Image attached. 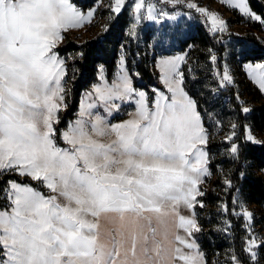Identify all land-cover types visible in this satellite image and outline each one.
Segmentation results:
<instances>
[{
	"label": "snow or ice",
	"instance_id": "snow-or-ice-1",
	"mask_svg": "<svg viewBox=\"0 0 264 264\" xmlns=\"http://www.w3.org/2000/svg\"><path fill=\"white\" fill-rule=\"evenodd\" d=\"M221 2L264 24L250 0ZM129 9L130 36L141 20L175 21L188 10L212 33L227 28L192 0L108 5L117 17ZM93 14L74 0H0V264H264V229L237 187L248 145L264 140L253 134L252 108L224 109L220 97L234 83L227 66L214 89L195 92L189 53L162 54L157 84L141 88L121 56L115 78L101 71L76 118L65 120L71 89L58 45ZM208 59L217 64L211 48ZM246 67L264 93V63ZM126 106L127 119L113 122ZM217 174L213 231L232 243L209 254L201 213Z\"/></svg>",
	"mask_w": 264,
	"mask_h": 264
},
{
	"label": "trees",
	"instance_id": "trees-1",
	"mask_svg": "<svg viewBox=\"0 0 264 264\" xmlns=\"http://www.w3.org/2000/svg\"><path fill=\"white\" fill-rule=\"evenodd\" d=\"M97 0H74L78 6L82 7L83 11H86L95 6ZM250 6L257 14H264V0H250ZM99 13L98 16H105L106 13ZM107 12V10H106ZM130 25V16L127 11L123 14L112 15L101 32L94 35L92 38L77 42L73 39L70 33L64 34L63 41L58 45L60 56L66 60V66L68 68V76L66 77L69 88L71 89L70 95L72 101L69 110L70 113L74 111L75 102L81 91L89 85L95 78L96 65L104 64L112 75L116 60L118 58V49L120 45L125 42V33ZM203 35L200 37H192L191 44L196 46L195 50L189 52V64L188 67L192 69L189 77L192 83L189 87L199 92L202 88L214 89L216 87L213 77L218 80V75H215L212 65H210L208 55H197L198 51H205V44L212 49L213 54L218 58L217 64L214 65V70H219L222 65V45L217 39V35L210 31V26L203 23L202 27ZM190 40L183 42V46H187ZM182 48V46H181ZM183 49V48H182ZM206 57H203L205 56ZM202 56V60L200 57ZM264 56H256V60H261ZM191 59H197L195 63H192ZM202 61L204 63H202ZM128 66L136 70L140 75L134 81L137 87L146 88L154 84H157L155 71L149 67L147 61H141L133 68L130 58L128 59ZM210 65V67H209ZM75 70V71H73ZM200 81V83H196ZM231 91L223 90V95L220 97L224 109L228 112L234 110L235 105L239 102V99H234V94L237 93L233 86H229ZM254 98L257 106H252L254 110L250 116V122L254 125L253 132H264V97L261 93L253 89ZM74 101V102H73ZM242 105V104H241ZM68 110V111H69ZM67 111V112H68ZM216 111H219L217 109ZM230 117H225L227 120ZM223 135V132L217 134V140ZM247 164L241 171H246V178L239 180L237 187L242 189V198L247 204L254 205L259 211V217H256V225L260 226V229H264V146L261 145H248L246 149ZM228 166H225L227 168ZM220 179L219 174L214 175L211 182L206 186L209 190L208 207L205 213H201V217L204 222V235L202 240L205 244V251L211 254L214 250L223 252L228 248V245L232 243L231 240L226 239L224 235L214 232L213 229L217 225V219L214 216L215 208V196L217 194L222 195L221 188L217 185L216 181ZM234 195H241L240 193H234ZM239 241L237 240V245ZM223 245V247H221ZM214 258L211 257L210 259Z\"/></svg>",
	"mask_w": 264,
	"mask_h": 264
},
{
	"label": "rangeland",
	"instance_id": "rangeland-1",
	"mask_svg": "<svg viewBox=\"0 0 264 264\" xmlns=\"http://www.w3.org/2000/svg\"><path fill=\"white\" fill-rule=\"evenodd\" d=\"M197 3L199 7H204L210 12L216 13L217 16L226 21L227 28L224 32L215 33L219 43L222 45V65L221 68L227 66L230 72L234 76L233 86L237 93H240L239 102L242 106L252 107L258 104L253 101L254 91L260 92L258 85L249 76V69L246 65H255L258 63H264V58L256 60V56H264V24L260 21H255L244 17L239 13L238 9H232L229 5L222 3L221 0H192ZM110 0H97L94 8H96L97 14L106 13L105 16H98V18L90 25L77 29L69 30L73 39L77 42L92 38L94 35L101 32L104 25L107 23L112 15L108 11V5ZM107 10V12H106ZM188 16H183L175 21H166L164 23H156L154 21L141 20L135 28V35L130 36L129 31L135 23L133 19V13L129 9L127 13L130 16V25L125 33V42H123L118 49V58L112 75L108 72L104 64L96 65L95 78L87 85L80 93L78 100L75 102L74 111L70 113V104L72 101L71 93L69 92L66 97L68 108L62 113L66 121H72L76 118L79 111V106L85 95L92 90L93 86L99 83V75L103 71L104 76L111 81L115 78L116 74L120 70V58L125 56L128 62L130 58L133 68L136 64L141 61H147L149 67L155 72L156 69L153 67L154 57L158 58L160 55H174L182 54L183 52L189 53L195 50L196 46L191 40L192 37H200L203 35L202 27L203 23L210 26V22H206L202 14L195 12L194 10H188ZM162 38V43H158ZM190 40L187 46H183V42ZM191 42V43H190ZM61 43V42H60ZM182 46V48H181ZM191 46V47H189ZM205 51H198L197 55L205 54L208 55V47L205 44ZM190 57V55H189ZM203 57H206L203 56ZM65 60L64 57L61 56ZM202 56L200 57V60ZM192 63L197 62V59H191ZM66 61V60H65ZM202 63H204L202 61ZM128 66V64L126 65ZM129 67V66H128ZM213 73L216 75L217 70ZM133 72L136 70L133 69ZM219 79V76H218ZM67 80V79H66ZM69 88V84H67ZM261 93V92H260ZM264 97V93H261ZM74 102V101H73ZM246 102V103H245ZM69 110V111H68ZM131 108L125 107L121 113L116 114V118L113 122L127 119L124 114L125 111H130ZM68 111V112H67ZM257 139L264 140V132L254 133ZM208 185V184H207ZM205 185V187L207 186ZM249 210L254 211L255 216L259 217V211L254 205L247 204ZM256 230L260 231V226L256 225Z\"/></svg>",
	"mask_w": 264,
	"mask_h": 264
},
{
	"label": "crops",
	"instance_id": "crops-1",
	"mask_svg": "<svg viewBox=\"0 0 264 264\" xmlns=\"http://www.w3.org/2000/svg\"><path fill=\"white\" fill-rule=\"evenodd\" d=\"M90 9H93L94 10V14H93V17H92L91 21L90 22H85L83 24V26H81L79 28H73V29H70V30H77V29L86 27V26L90 25L91 23H93L98 18V14H97L96 8L93 7V8H90ZM90 9H88V10H86L84 12L87 13V11H89Z\"/></svg>",
	"mask_w": 264,
	"mask_h": 264
}]
</instances>
